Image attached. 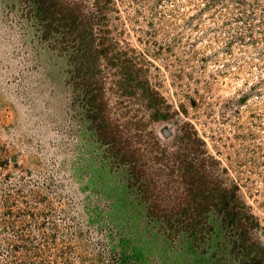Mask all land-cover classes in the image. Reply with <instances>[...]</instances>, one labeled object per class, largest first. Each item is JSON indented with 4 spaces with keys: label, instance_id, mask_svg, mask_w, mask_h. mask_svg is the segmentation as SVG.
Wrapping results in <instances>:
<instances>
[{
    "label": "rangeland",
    "instance_id": "obj_1",
    "mask_svg": "<svg viewBox=\"0 0 264 264\" xmlns=\"http://www.w3.org/2000/svg\"><path fill=\"white\" fill-rule=\"evenodd\" d=\"M0 264H264V0H0Z\"/></svg>",
    "mask_w": 264,
    "mask_h": 264
}]
</instances>
